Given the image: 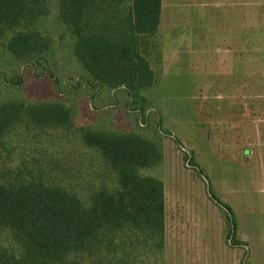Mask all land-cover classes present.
<instances>
[{"label": "trees", "instance_id": "16d2710c", "mask_svg": "<svg viewBox=\"0 0 264 264\" xmlns=\"http://www.w3.org/2000/svg\"><path fill=\"white\" fill-rule=\"evenodd\" d=\"M160 13L161 0H0V234L9 238L0 242V264H164V184L142 173L163 158L157 140L169 133L159 118L152 140L77 125L72 103L26 100L16 91L21 65L52 74L62 50L69 101L84 87L95 110L123 97L138 124H147L150 113L136 103L155 75L139 37L156 31ZM102 90L109 100L100 105L93 100ZM49 129L77 148L59 151ZM79 147L96 152L107 183L84 182L83 170L93 168L83 167ZM183 158L205 177L190 153ZM208 196L243 244L231 208L210 188Z\"/></svg>", "mask_w": 264, "mask_h": 264}, {"label": "rangeland", "instance_id": "374dc122", "mask_svg": "<svg viewBox=\"0 0 264 264\" xmlns=\"http://www.w3.org/2000/svg\"><path fill=\"white\" fill-rule=\"evenodd\" d=\"M182 1L185 0H162L163 13L156 31L139 37V52L148 60L155 75L153 84L140 91L143 101L140 98L136 103L150 113L147 124H138V116L128 110L123 97L119 98L116 106L95 110L90 102L93 91L84 87L69 101L70 91L65 89L67 85L64 82L66 73H61L63 68L59 64L63 58L62 50L57 52L55 62L58 63L52 74L45 72L42 76H35L30 66L21 65L18 70L21 83L16 91L26 100L72 103L73 119L77 125L137 131L152 140L157 139L154 130L157 128L156 117L159 118L164 134L169 133L160 135L157 140L161 144L163 158L156 166L143 169L142 173L156 176L164 184V264H264V79H261L263 72L259 70V66L264 64V0H197L203 3L206 11L214 9L210 7L211 2H217L218 8L222 1L221 8L225 12L230 9L225 3L238 1V6L232 7L237 16L243 14L253 18L252 37H238L231 41L237 42L240 49L246 41L251 44L248 50H253V80L247 91L239 88L240 94H247L248 103H228L235 97L229 93L230 86L215 98L217 89L212 78L202 79L201 86L192 85L194 74L203 77L212 74L210 63L214 53L205 50L208 53L204 56L203 71L197 65L187 69L182 64L185 41L181 37L175 38L178 32H168L171 4H182ZM176 8L181 11V6ZM55 10L52 7L50 18H53ZM236 25L240 30V26L246 24L239 22ZM175 26L180 28L182 21L178 19ZM206 26H209L207 20ZM223 44L229 46L230 43L223 41ZM104 96L109 97L108 92L99 91L93 101L101 105V97ZM245 107H248L246 112ZM59 133L58 130L50 131L55 142H59V151L77 148L61 139ZM76 150L81 153L78 159L83 157L87 161L83 167L93 168L83 170L87 171L83 173L84 182L94 188L107 183L108 178L97 161L96 152L84 147ZM27 151L37 153L29 144ZM184 153L193 156L205 177L197 174L187 163ZM209 188L231 208L237 225L236 238L243 244L236 245L232 234L229 235L225 217L208 196ZM0 242L8 244L9 238L2 233Z\"/></svg>", "mask_w": 264, "mask_h": 264}, {"label": "crops", "instance_id": "0c3cea01", "mask_svg": "<svg viewBox=\"0 0 264 264\" xmlns=\"http://www.w3.org/2000/svg\"><path fill=\"white\" fill-rule=\"evenodd\" d=\"M198 1L185 0L182 1V4H177L175 2L174 4H171V23H169L170 28L168 31L172 32V34L178 32L175 34V38L181 37L182 40L185 41L182 45V50H185L183 52L184 56L182 64H184L187 69H193L197 65L199 69L202 67L203 71L205 69L204 56L208 53L205 50H212L214 53L212 64L210 63L212 74L205 77L200 76L199 74H194L192 76V85L201 86L202 79L212 78L213 86L217 89L215 92V98L224 93L227 86H230L231 90L229 93H232L235 97L230 99L228 103H237L239 101L248 103V99L246 98L247 94H240L242 92L239 91V88H243V91H247L248 84L253 80L255 71V63L252 56L253 50H248L251 47V44H248L246 41L241 45L244 50L239 48L237 42L233 41V43H231V41L236 40L238 37L241 39L252 37L253 18L250 17L251 15L240 14V17L237 16L232 7L238 6V1L228 4L225 3L227 8H230L226 12L221 8L223 5L222 1L219 2L220 5L218 8H216V5L218 4L217 2H211L210 7L214 8L211 11L203 9V3ZM176 6H181V11H179ZM162 8L163 2L161 0V14L159 20H161L163 13ZM178 19L182 21V26L180 28L179 26H175ZM206 20L209 23L208 27L206 26ZM239 22L246 24L242 27L240 26V30L239 26H234V24ZM223 23H225V26H222ZM238 31H240L241 34H238ZM203 40L206 41L204 42ZM223 41L224 43L229 41V46L224 45ZM239 52L243 53L241 54ZM259 70H262L263 74L261 79H264L263 63L259 66ZM199 91L202 92L201 89ZM238 93L240 95H238ZM247 110L248 107H245V112Z\"/></svg>", "mask_w": 264, "mask_h": 264}]
</instances>
